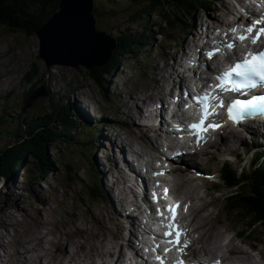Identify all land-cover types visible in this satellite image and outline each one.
Returning <instances> with one entry per match:
<instances>
[{"label":"rangeland","instance_id":"1","mask_svg":"<svg viewBox=\"0 0 264 264\" xmlns=\"http://www.w3.org/2000/svg\"><path fill=\"white\" fill-rule=\"evenodd\" d=\"M214 1L217 3L211 10L199 11L194 14V24L187 35L180 26L170 28L168 24L163 25L158 11L150 14L144 13L152 0H95L94 15L99 30L106 28V34H111L113 37L120 35V33L139 35L147 32L150 38L147 40L150 50L145 52V60L128 62L129 59L124 58L121 67L113 74L104 76L103 79H100L101 81L89 79L86 75L87 71L90 70L84 66L72 67L61 64L47 66L43 58L39 56L40 41L38 36H26L23 33L5 31L0 27V31H3L2 36H0V114L6 110L12 121H19L17 117L22 112L27 92L32 87V84H29L25 79L26 72L37 69V76L34 79V82L39 83L37 87L44 84L57 101L68 104L69 116L75 117L79 126L75 136L66 137V142H55L51 145V148L58 152L60 162L56 165V171L50 173L45 181H40L31 186L30 181L20 175L9 182L0 179V264H4L5 259V264H66V259L71 257V254L75 258L72 264H94L96 260L100 262L102 256L111 262L113 257L102 255L106 242H108L106 249L114 244L113 251L118 253L117 250L120 249L127 254L126 245L124 246L123 241H126L128 246H133L132 240L127 241L126 237L123 240L120 239L121 243L120 240L117 241L116 239L122 232L119 224L122 221L116 213V210L120 209L118 198H124L127 186L122 181L119 182L122 178L121 175H115L114 171L118 172L115 163H106L105 158H103V155L107 157L112 155L109 143L103 141L112 139L104 138L101 140L100 137L105 132L120 144L130 146L137 154L140 152L144 160L149 162H152L158 155L159 150L154 147V144L156 141L162 143L164 134L162 129L165 128V123H159L160 114L155 115V119L149 121L155 126L148 129L139 125L143 118L141 114L127 119L120 111V107L123 112H127V108L123 104L131 101V103H135L137 108L143 109L140 105L143 106L149 101L147 97L152 95L155 88H159L160 84L161 86L168 85L170 81L173 84L174 74L176 76L179 74H177L178 71L176 72L172 57L177 63L180 58L176 55L182 54L184 48L189 47V43L185 44L186 39L191 42L192 47L193 43L196 42L193 41L192 33L196 36L204 30L205 26L201 23L210 22V24H206L205 29L207 30L209 25L212 27L216 24L214 20L216 17L219 16L225 20L229 12L226 6L231 4V10H233L236 2V0ZM59 10L58 5L55 13ZM184 44L185 47L183 48ZM166 61L171 63L172 67H165ZM104 86L107 92H104ZM172 96L173 94L167 100L171 101ZM141 97L145 101H140ZM76 101L79 104H87L89 110L87 109L86 112L89 115V121L85 119L80 121V115L76 113L73 105ZM50 104V98L38 101L34 106L24 108L25 116L36 117V120L39 118L36 124L41 125L42 118L48 114L47 112L49 111V115L52 114ZM93 112L97 113V117L92 114ZM102 119L107 121L104 126L111 125L116 134L111 130L102 131V127L94 129L96 122ZM26 121L27 119L24 118L23 124ZM124 123L131 127H126ZM57 128L59 129L58 125ZM90 130L95 131V140H92L93 133ZM118 132V135L121 136L116 139L114 136H117ZM225 137L218 136L216 138L217 143L222 142V138ZM12 139L13 137L6 132H0V145ZM254 143L259 144L260 150L264 149V139L260 135H258L257 142L247 138L243 144H240L245 148L253 146ZM236 145L234 144L232 147ZM212 147H216V144ZM211 148L205 150L203 155H197V162L190 160L189 157H185V162L195 163L200 168L216 172L221 168L225 159H235L236 154H217L218 152L216 153L215 150L218 149ZM117 150L118 148H115L113 153L117 156V163H122V155ZM208 150H211L209 153L215 155V158L210 159V154H206ZM243 153L241 151L239 157L236 158L237 165L235 162L231 163L234 167L244 166L245 171H247L249 169V156L243 155ZM97 161L101 163L103 173L98 169ZM65 162L71 163L73 172L67 168ZM168 164L183 168L186 163ZM109 168L110 171L108 172ZM185 174H182L185 176L182 182L177 179L181 177L179 174L173 173L170 178L171 180L177 179V184L185 187L187 191V181H191L195 185L189 190L194 195L193 203H197L198 208L201 206L204 208L197 209L196 212L194 210L199 221H201V228L206 234L204 238L201 237V229H198V225L193 223L194 218L190 220L197 228L196 235L202 238L200 245L203 251L205 253L212 252L215 255L230 254V256L250 261L254 255L251 248H255L256 243V247L264 257L263 228L257 226V233L251 235V238H248L250 236L247 235L239 239L234 236V233L240 231L239 229L244 226L237 218L229 219L230 216L222 210V204L225 201L224 195L229 190L222 187L221 192L218 193L214 190L210 180L206 181L203 177L197 178L198 175L194 172ZM108 176L111 181L118 182L116 187L113 188L109 185V181L106 180ZM96 183L104 192L103 196L98 193L90 195L89 188L95 186ZM176 194L180 195L181 198H186L185 196L188 195V193L184 194L181 191ZM107 195L111 199L113 198L109 204L106 202ZM195 195L203 197L202 201L197 200ZM204 200L211 201L208 207ZM120 204L122 205L121 200ZM101 221L105 224H101ZM237 224L239 228L236 227ZM43 233L46 234V237H43ZM130 236L131 238L134 237V235ZM228 236L233 241L234 250L231 252L228 250L229 246L220 245L217 241L220 238V241H230ZM256 236L260 238L259 241H254ZM5 238L6 241H4ZM5 243H8V246H5ZM128 255L129 258L130 254ZM50 260L51 262H49ZM262 263L264 264V260ZM128 264L130 263L128 262Z\"/></svg>","mask_w":264,"mask_h":264},{"label":"trees","instance_id":"2","mask_svg":"<svg viewBox=\"0 0 264 264\" xmlns=\"http://www.w3.org/2000/svg\"><path fill=\"white\" fill-rule=\"evenodd\" d=\"M59 3L60 0H0V27L5 31L23 33L26 36H38V29L52 17ZM211 7L212 3L207 0H152L144 13L158 11L163 25L187 29L195 13L207 12ZM2 34L3 31H0V36ZM114 37L117 48L107 64L88 69L90 71H87L86 76L92 81H101L104 76L113 74L121 67L124 58H128V62L144 58L145 52L150 49L147 32L139 35L120 33ZM36 76L37 69L26 72L25 79L32 84L26 98L39 85L34 82ZM41 86L44 84L39 87ZM103 90L107 92L105 86ZM50 102L52 114L49 115L48 111L42 118L41 125L36 124L39 121L38 117L36 120V117L25 116V106L17 117L19 121H12L6 110L0 114V132H6L13 137L12 140L0 145V179L9 182L20 175L33 186L45 181L50 173L56 171V165L60 162L59 154L51 145L55 142H66L67 138L75 136L79 126L76 118L69 116L68 104L57 101L51 93ZM24 118L27 119L25 124ZM257 162L258 159L255 158L247 171L244 168L240 170L239 167H233L230 163L222 167V182L231 190L236 188L234 192L225 196L222 210L246 226L242 229L243 234L253 229L252 235H255L257 226L264 229V161L254 167ZM65 164L73 172L71 163ZM89 189L90 195L103 194L99 185L91 186ZM248 234L251 236V232ZM254 240L259 241L260 238L256 236Z\"/></svg>","mask_w":264,"mask_h":264},{"label":"water","instance_id":"3","mask_svg":"<svg viewBox=\"0 0 264 264\" xmlns=\"http://www.w3.org/2000/svg\"><path fill=\"white\" fill-rule=\"evenodd\" d=\"M60 10L37 31L39 56L47 66L61 64L91 69L104 66L117 48L116 38L97 28L95 0H60ZM50 98L46 86L33 89L25 109Z\"/></svg>","mask_w":264,"mask_h":264},{"label":"snow or ice","instance_id":"4","mask_svg":"<svg viewBox=\"0 0 264 264\" xmlns=\"http://www.w3.org/2000/svg\"><path fill=\"white\" fill-rule=\"evenodd\" d=\"M264 24V19L255 21L251 26L246 29V32L251 34L256 32V36L252 39V43H258L262 36H264V27H260L257 31V26ZM235 31V29L233 30ZM241 40H246L249 37L241 35ZM234 47V45H229ZM220 81L218 85L211 86V90L206 92L202 97H197V102L201 104L202 118L198 122H193L189 128L198 136L197 143L203 139V133L208 129H218L221 125L215 123H208L209 117L218 114L215 108H227L229 119L234 123H241L244 119L264 115V95L252 96L249 99H232L225 105L223 97L219 93L226 92H243L245 89H256L264 85V51L249 52L243 60L235 63L233 66L225 70L220 76L217 77ZM212 101H218L213 107ZM158 173L157 175H162ZM168 189H165V196H167ZM179 205L175 207L169 205L168 211L172 212L171 220L173 223L169 224V231L164 233L166 237L172 235L171 229L176 228L175 240H168V243L180 245V237L183 235L182 230L174 221L178 215ZM163 215V213H160ZM187 247L185 242L181 252ZM170 249H166L169 251ZM160 259L159 257H157ZM177 264H183V261H178Z\"/></svg>","mask_w":264,"mask_h":264},{"label":"bare ground","instance_id":"5","mask_svg":"<svg viewBox=\"0 0 264 264\" xmlns=\"http://www.w3.org/2000/svg\"><path fill=\"white\" fill-rule=\"evenodd\" d=\"M225 3V2H224ZM226 3H227V1H226ZM216 22H219L220 21V19L218 18V17H216L215 19H214ZM215 25V24H214ZM214 25L212 26V27H210V25L208 26V29L207 30H210V29H213V27H214ZM190 26H191V24H190ZM195 36V35H194ZM199 35H197L196 36V38L195 39H197V37H198ZM188 42H187V40H186V43L185 44H187ZM185 44L183 45V48L185 47ZM189 51H190V46L187 48H184V50L182 51V55H184V56H186V55H188V53H189ZM177 60V59H176ZM173 61V60H172ZM180 62V59L177 61V63H179ZM174 63L176 64V61H175V59H174ZM175 64H174V67H175ZM167 66H170V67H172V65H171V63H169L168 61H166V63H165V67H167ZM175 69H176V72L178 71V73L177 74H179L178 76H176L175 74H174V79L172 80V85H175L176 83H180L181 85H185V83H186V77L185 76H182V75H184V74H181L180 72H179V70L175 67ZM169 75H170V77H171V74L169 73ZM179 79H181V80H179ZM68 85V84H67ZM69 87V86H68ZM161 90H162V86H161V84H160V86H159V88H155L154 89V91L152 92V95L151 96H148L147 98H149V100H150V103H156L157 101H160L162 98H161ZM171 91H172V89H171ZM138 98H140V97H138ZM140 101H145V99H143L142 97H141V100ZM73 105H74V108H75V110H76V113H78L83 119H85V120H87V121H89V115L87 114V112H86V109H84L83 108V106L81 105V103L79 104L77 101L76 102H74L73 103ZM126 108H127V112H123L122 111V108L120 107V111L124 114V116L128 119V118H130V117H133V116H136L137 114H141L142 116L144 115V117H146V118H148V119H153V117H152V115H145V113H144V109H140L139 107L137 108V106L135 105V103H131V101L130 102H125L124 104H123ZM140 107L142 108V105H140ZM125 109V108H124ZM138 109V110H137ZM161 111H162V109H163V106L161 107V108H159ZM85 110V111H84ZM131 114H132V116H131ZM143 117V118H144ZM159 117V116H158ZM157 119H159V118H157ZM161 121H165V119L163 118V117H161ZM158 123V122H157ZM125 125H127L126 127H131L130 125H128V124H126V123H124ZM137 124V123H136ZM154 126V124H150V127L152 128ZM162 126V125H161ZM116 127V126H115ZM143 127V126H142ZM114 129V128H113ZM254 129H251V131H253ZM147 131H148V129H147ZM104 134H102V136L100 137L101 138V140L102 139H104V138H111L108 134H105V132H103ZM109 133V132H108ZM160 133V132H159ZM164 133V132H163ZM128 135H129V133H128ZM121 136V135H120ZM131 137V136H130ZM122 138V137H121ZM227 139L226 140H222V142H218V143H216V147L218 148V151H219V153H231V152H233V153H235L236 155H239V150H238V147L237 146H235V147H232V145L233 144H235V143H237V142H243V141H245V138H247L245 135H241L240 133H230L227 137H226ZM157 139V138H156ZM104 143H106V142H108V143H110V146L112 147V148H115V147H117L118 149H119V153H124L125 152V148L123 147V146H121L120 144H118L117 142H115V141H112V140H109V139H106V140H104L103 141ZM129 142V141H128ZM128 142H127V144H128ZM159 142V141H158ZM123 143V142H122ZM132 143V142H131ZM130 143V144H131ZM221 144H222V146H221ZM139 146V145H138ZM105 147V146H104ZM223 148H225V149H223ZM212 149V148H211ZM96 151V150H95ZM118 151V150H117ZM106 152V151H105ZM138 153H140V152H138ZM214 153V152H213ZM130 154V153H129ZM132 154V153H131ZM130 154V155H131ZM218 154V153H217ZM138 157H141V154H136ZM108 157H109V155H108ZM116 157H115V155H114V159H115ZM121 159V158H120ZM150 160V159H149ZM152 160V159H151ZM118 162V161H117ZM151 162V161H150ZM112 163V162H111ZM119 163H121V162H119ZM122 164V163H121ZM97 165H98V169L103 173V171L101 170V163H99V161H97ZM103 165V164H102ZM206 165V164H205ZM207 166V165H206ZM118 167V166H117ZM116 167V168H117ZM193 167V165H190V166H187V167H183V168H177V172H179V173H181V174H184V175H186L185 173H188V172H191L190 170H191V168ZM110 171V168L108 169V172ZM118 172H119V175H121V179L126 183L127 182V177H126V175H125V173L122 171V169L121 168H119L118 167ZM179 173H176V174H179ZM191 174V173H190ZM180 175V174H179ZM176 176V175H175ZM181 177H179V178H177L180 182H182L183 181V178L185 177V176H182V175H180ZM114 178H116V177H114ZM111 179V178H110ZM120 179V180H121ZM177 179H175V180H169V179H164V184H165V186L166 187H168L169 189H170V192H169V194L167 195V196H163V199H162V201H166V200H168V199H170V198H172V197H179V198H181L180 197V195H178V194H176L178 191H181V192H183L184 194H186V193H188V195H186L185 197L186 198H182L183 199V201H184V203L186 204L188 201H189V197H191V198H194V195L192 194V192L189 190V188H191V187H193V186H195L194 185V183H192L191 181H187V183H186V186H187V188H188V191L186 190V188L184 187H181V186H179L178 184H177ZM106 180L108 181V177H106ZM116 181V180H115ZM115 182H114V180H113V184H114ZM182 190H184V191H182ZM104 191H105V189H104ZM160 191H162V188L160 189ZM111 192V191H110ZM176 192V193H175ZM196 196V195H195ZM107 200H106V202L109 204V202H112V199H111V197L110 196H108L107 195ZM183 197V196H182ZM197 198V200L199 199V200H201L202 201V198L203 197H201V196H196ZM207 197V196H206ZM106 199V198H105ZM143 199L144 200H148V198L146 197V196H144L143 197ZM116 200V199H115ZM114 200V201H115ZM121 201H122V205H123V208L125 207L126 208V205H127V201H126V198L124 197L123 199H120ZM192 201V200H191ZM204 202H206L205 203V205L207 204V207L209 206V204L211 203V201H205L204 200ZM114 203V202H113ZM107 204V205H108ZM128 206V205H127ZM197 206H199L197 203H193V201L191 202V220L193 219V223L194 224H197L198 225V229H201V237L202 238H204L205 237V233H204V231H203V229L201 228V221H199V219H198V217H197V215L195 214V212H196V210L198 209V210H200V209H204L202 206L200 207V208H198ZM196 207V208H195ZM102 210V209H101ZM194 210H195V212H194ZM103 211V210H102ZM101 212V211H100ZM102 213V212H101ZM116 213H117V215L120 217V220L122 221L121 222V229H122V232H120L119 233V235L116 237V239H117V241H119L120 239H125L126 237H127V241L128 240H132V242L134 243V241H133V238H131V236L130 235H134L135 236V232H136V228L138 227V229H139V226H140V223L138 224V221H137V219H136V217H134V216H132V215H125V214H123V213H121V212H119L118 210H116ZM195 215V216H194ZM116 219V218H115ZM96 220H97V218H96ZM103 220V219H102ZM190 220V221H191ZM105 221V220H104ZM101 224H105L104 222H102L101 221ZM204 224V223H203ZM196 226V225H195ZM208 227V226H207ZM196 228V229H197ZM224 230V229H223ZM47 233V232H46ZM44 234V233H43ZM107 234V233H106ZM105 234V235H106ZM208 234V233H207ZM197 236V235H196ZM43 237H46V234H44L43 235ZM200 237V238H201ZM221 239V238H220ZM226 239H227V237H226ZM105 240V239H104ZM103 240V241H104ZM135 240V239H134ZM20 241V240H19ZM121 241V240H120ZM218 241V240H217ZM106 242V241H105ZM124 242V246H125V249H126V252H127V254L125 253V251H123V250H120V249H118L117 251H118V253H116L115 251H113V249L115 248V245L113 244V246H112V248L113 249H111V247H109V248H107L106 249V245H107V243L108 242H106L105 243V248H104V251H103V254L102 255H104V256H106V257H114V259H113V264H128V262L130 263V257L128 258V254H131L134 250H135V243H134V245L132 246V245H130V243H129V245L130 246H128V244L126 243V241H123ZM121 243H122V241H121ZM65 244V243H64ZM115 244L117 245V243L115 242ZM108 246V245H107ZM227 246H229L228 247V250L231 252L232 250H234V248L232 247L233 246V241H232V239L230 238V241H229V244L227 245ZM55 251H56V248H55ZM49 252H50V248H49ZM239 252H241V251H239ZM242 253V252H241ZM235 254V253H234ZM42 256H43V254H41ZM50 255V254H49ZM53 255H55V254H53ZM72 256L71 257H69V258H67L66 259V264H72V262L75 260V258L73 257V254H71ZM128 255V256H127ZM40 256V255H39ZM62 256H64V255H62ZM226 256H229V255H226ZM251 256V255H250ZM105 257V258H106ZM253 257V256H252ZM251 257V258H252ZM55 259V258H54ZM63 259V258H62ZM58 260V259H57ZM108 260V259H107ZM107 260H105L104 258H102V261H101V264H108V262H107ZM244 260H246V259H244ZM49 262H51V260L49 261ZM95 262V261H94ZM260 262V264H263V263H261V261H259ZM60 263H62V260H60ZM50 264V263H49ZM52 264V263H51ZM54 264V263H53ZM56 264V263H55Z\"/></svg>","mask_w":264,"mask_h":264}]
</instances>
